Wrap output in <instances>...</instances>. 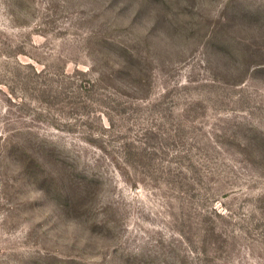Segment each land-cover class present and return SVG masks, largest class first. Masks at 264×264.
Returning <instances> with one entry per match:
<instances>
[{
  "label": "rangeland",
  "instance_id": "obj_1",
  "mask_svg": "<svg viewBox=\"0 0 264 264\" xmlns=\"http://www.w3.org/2000/svg\"><path fill=\"white\" fill-rule=\"evenodd\" d=\"M0 264H264V0H0Z\"/></svg>",
  "mask_w": 264,
  "mask_h": 264
}]
</instances>
